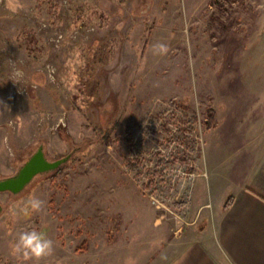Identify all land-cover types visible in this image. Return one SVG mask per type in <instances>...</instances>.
<instances>
[{"label": "rangeland", "instance_id": "rangeland-1", "mask_svg": "<svg viewBox=\"0 0 264 264\" xmlns=\"http://www.w3.org/2000/svg\"><path fill=\"white\" fill-rule=\"evenodd\" d=\"M41 143L71 157L0 192V264H34L9 248L32 229L39 264H167L264 196V0H0V178Z\"/></svg>", "mask_w": 264, "mask_h": 264}, {"label": "crops", "instance_id": "crops-1", "mask_svg": "<svg viewBox=\"0 0 264 264\" xmlns=\"http://www.w3.org/2000/svg\"><path fill=\"white\" fill-rule=\"evenodd\" d=\"M202 186L200 181L198 188ZM224 202L209 215L200 231L202 239L181 249L167 264H264V196L236 188L228 208Z\"/></svg>", "mask_w": 264, "mask_h": 264}, {"label": "clouds", "instance_id": "clouds-1", "mask_svg": "<svg viewBox=\"0 0 264 264\" xmlns=\"http://www.w3.org/2000/svg\"><path fill=\"white\" fill-rule=\"evenodd\" d=\"M158 49L159 54H165L168 49L166 45L158 44L154 46ZM12 65L10 80L14 83H19L24 80L25 73L21 68L15 66V62H9ZM6 142V141H5ZM44 202L35 196L27 201V206L33 212H40L43 208ZM10 254L13 257L20 259L22 262L33 261L34 264L53 254L54 242L47 238L42 232L36 229L23 230L17 238L10 243Z\"/></svg>", "mask_w": 264, "mask_h": 264}, {"label": "water", "instance_id": "water-1", "mask_svg": "<svg viewBox=\"0 0 264 264\" xmlns=\"http://www.w3.org/2000/svg\"><path fill=\"white\" fill-rule=\"evenodd\" d=\"M70 157L71 153H68L51 160L45 153L44 144L41 143L14 174L0 178V192L19 193L35 176L58 169ZM2 209L3 205L0 202V213Z\"/></svg>", "mask_w": 264, "mask_h": 264}, {"label": "trees", "instance_id": "trees-1", "mask_svg": "<svg viewBox=\"0 0 264 264\" xmlns=\"http://www.w3.org/2000/svg\"><path fill=\"white\" fill-rule=\"evenodd\" d=\"M211 115L212 114H210V116L208 117V120H207V125L208 126H211V124H212V117H211ZM56 172H58L59 171V169H57V170H55ZM52 175V174H51ZM231 200H232V196H229V198H228V201L225 203V205H224V207L225 208H228L229 206H230V204H231Z\"/></svg>", "mask_w": 264, "mask_h": 264}, {"label": "built area", "instance_id": "built-area-1", "mask_svg": "<svg viewBox=\"0 0 264 264\" xmlns=\"http://www.w3.org/2000/svg\"><path fill=\"white\" fill-rule=\"evenodd\" d=\"M173 107H174V108H177V107H176V103L173 105ZM192 148H194V149H193L194 151L192 152V154H193V156H196V155L194 154V152H197V147L192 146ZM190 162H193V158L190 159Z\"/></svg>", "mask_w": 264, "mask_h": 264}]
</instances>
